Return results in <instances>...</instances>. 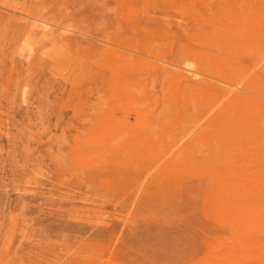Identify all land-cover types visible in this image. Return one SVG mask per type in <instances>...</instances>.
Returning <instances> with one entry per match:
<instances>
[{"label":"rangeland","instance_id":"rangeland-1","mask_svg":"<svg viewBox=\"0 0 264 264\" xmlns=\"http://www.w3.org/2000/svg\"><path fill=\"white\" fill-rule=\"evenodd\" d=\"M0 264H264V0H0Z\"/></svg>","mask_w":264,"mask_h":264},{"label":"bare ground","instance_id":"bare-ground-1","mask_svg":"<svg viewBox=\"0 0 264 264\" xmlns=\"http://www.w3.org/2000/svg\"><path fill=\"white\" fill-rule=\"evenodd\" d=\"M185 70L188 71L189 73H191L192 76H194V77H198V76L200 75V74H199L195 69H193L192 67H186ZM181 75H183V74L181 73Z\"/></svg>","mask_w":264,"mask_h":264}]
</instances>
